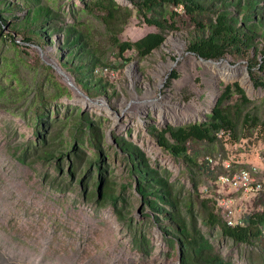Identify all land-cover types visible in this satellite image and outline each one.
Returning a JSON list of instances; mask_svg holds the SVG:
<instances>
[{"label":"rangeland","instance_id":"374dc122","mask_svg":"<svg viewBox=\"0 0 264 264\" xmlns=\"http://www.w3.org/2000/svg\"><path fill=\"white\" fill-rule=\"evenodd\" d=\"M1 1L18 9L16 16L27 9L23 0ZM88 1L41 0L62 15L59 26L76 25L90 35L99 55L111 66L109 74L103 76L108 84L104 93L93 95L80 89L74 78L60 67L56 35L53 43L44 47L21 43L22 53H17L4 41L10 34L8 27L0 33V80L8 86L9 96L8 101H0V264H180L178 246H170L159 227L147 219L149 216L153 220L156 215L141 203L129 176L128 161L119 151L116 139L139 147L151 167L159 172L168 171L171 181L183 189L184 196L192 192L198 215L202 214L201 202L212 199L218 201L226 220L221 203L233 199V221L238 223L246 215L264 210V127L238 144L224 145L209 167L213 175L219 176L223 172L231 174L229 163L245 166L263 183L259 193L235 190L220 183L222 174L215 180L204 172L198 174L197 195L186 167L168 155L151 132L154 127L161 130L169 125L204 120L223 86L230 83L240 85L251 102L249 108L264 119V91L252 84L244 63L230 56L211 61L190 54L186 41L189 25H184L180 32L167 33L163 46L146 58L138 57L134 51L119 57L106 27L84 11ZM115 1L132 8L128 0ZM156 31L133 11L119 38L134 42ZM13 62L18 65L17 78L12 73ZM47 67L51 68L50 72ZM49 79L68 93L48 99L44 123L39 126L37 136L32 105L35 94L30 90L20 96V91L25 86L36 88L33 84L38 80V86L49 96L55 90ZM79 115L100 126L102 153L83 137L87 125L84 123L80 126L82 141L76 146L83 150L85 158L93 161L87 171L90 188L84 193L75 182L72 189L61 192L53 182L58 180V175L71 181V156L69 159L65 154ZM25 146H33L35 154L44 149L56 151L51 161L35 162L30 157L22 162L18 159V149ZM191 148L201 151L199 162H203L202 144ZM100 175L109 180L108 192L120 196L121 214L109 201H97L94 182ZM91 189L95 196L89 194ZM129 220L149 234L150 255L133 247ZM200 227L225 260L232 264L260 262V250L235 244L218 227L209 228L201 222Z\"/></svg>","mask_w":264,"mask_h":264},{"label":"trees","instance_id":"16d2710c","mask_svg":"<svg viewBox=\"0 0 264 264\" xmlns=\"http://www.w3.org/2000/svg\"><path fill=\"white\" fill-rule=\"evenodd\" d=\"M23 1L27 9L22 11L21 16H16L18 9L0 0V33L6 26L10 32L4 41L8 42L17 53H22L19 50L21 43L44 47L45 44H52L56 35L60 67L74 78L77 86L93 95L107 91L108 84L103 76L94 72L98 67L111 66L103 60V56L99 55L98 48L92 44L90 35L76 25L59 26L60 22H63L62 15L48 5L42 4L41 0ZM128 1L132 8L120 6L115 0H90L83 8L87 14L97 17L106 27L119 57H123L128 51H134L138 57L146 58L163 46L167 33L180 32L184 25H189L191 29L188 30L186 41L187 51L190 54L211 61L230 56L245 64L252 84L264 91V0ZM133 11L145 24L155 27L157 31L134 42L121 41L119 35L133 16ZM20 62L23 64L22 61ZM12 67L13 76L17 78V62H13ZM47 70L50 72L51 68L47 67ZM36 82L33 84L36 88L21 87L20 96L30 90L35 94L32 105L38 136L37 130L44 123L43 112L49 103L48 99H57L66 95L68 91L49 79L50 85L55 90L47 96L38 86L39 81ZM7 90L8 86L2 84L0 80V101H8ZM250 103L238 83L226 84L215 106L204 120L182 126L169 125L161 130L153 128L151 134L158 145L186 167L196 194L199 188V173H210L215 180L221 174L225 175L223 172L215 176L209 170L210 163L215 159L220 148L223 149L226 144L235 145L249 139L264 127V119L249 108ZM78 118L65 154L69 159L71 156L69 172L71 181L63 180L58 175V180L53 182V186L61 192L72 189L75 182L84 193L90 188L91 182L87 171L93 161L85 158L83 150L76 146L79 140L82 141L81 136L84 135L83 137L93 145L94 149L99 154L102 153L100 126L92 125L86 116L79 115ZM84 123L87 125L82 135L80 126ZM116 144L128 161L129 176L141 203L156 215L153 220H150L149 216L147 219L151 224L159 227L163 238L170 246H178L180 264H232L215 251L214 245L202 231L200 222L209 228L218 227L222 235L235 244L260 250V262L253 261L251 264H264V210L246 215L235 226H229L221 215L218 201L205 199L201 202L202 214L198 215L195 211L193 193L189 192L188 196H184L183 189L171 181V174L168 171L161 173L151 167L146 154L133 143L118 138ZM200 144L205 152L201 163L199 162L201 151L191 148ZM32 151L33 146L18 149V159L26 162L32 157L35 162L51 161L56 150L44 149L38 154ZM98 161L99 156L94 162L98 163ZM97 167L100 169L99 166ZM229 168L231 174L240 169H247L235 163H229ZM58 170L60 172V167ZM108 187L109 180L100 175L98 181L94 182L97 201L100 199L104 203L109 201L117 213L121 214L120 196L109 193ZM89 194L95 196L93 189ZM127 226L131 232L133 247L145 255H150L152 246L149 234L141 228V225H133L130 220Z\"/></svg>","mask_w":264,"mask_h":264},{"label":"built area","instance_id":"2783aa9c","mask_svg":"<svg viewBox=\"0 0 264 264\" xmlns=\"http://www.w3.org/2000/svg\"><path fill=\"white\" fill-rule=\"evenodd\" d=\"M109 71L110 70L108 67L101 66L96 68L94 73L99 76H107L109 74ZM219 181L222 185L229 186L235 190L242 192L259 193L263 190V183L257 181L248 169H240L234 174L222 175ZM233 203H234L233 199H227L221 203V208L222 207L224 208L223 211L226 217V222L229 226H235L237 224V222L233 221L234 219Z\"/></svg>","mask_w":264,"mask_h":264},{"label":"bare ground","instance_id":"6f19581e","mask_svg":"<svg viewBox=\"0 0 264 264\" xmlns=\"http://www.w3.org/2000/svg\"><path fill=\"white\" fill-rule=\"evenodd\" d=\"M170 119H171V117H170Z\"/></svg>","mask_w":264,"mask_h":264}]
</instances>
